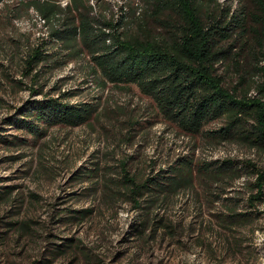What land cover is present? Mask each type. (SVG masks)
Wrapping results in <instances>:
<instances>
[{
	"label": "rangeland",
	"instance_id": "1",
	"mask_svg": "<svg viewBox=\"0 0 264 264\" xmlns=\"http://www.w3.org/2000/svg\"><path fill=\"white\" fill-rule=\"evenodd\" d=\"M88 1L92 16H123L126 31H137L141 20L153 34L162 31L148 16L145 0ZM242 1L258 13L253 0ZM217 2L223 8L239 4ZM59 18L47 23L27 2L0 3V134L15 140L7 144L0 135V190L11 187L0 199V264H264V202L249 205L251 167L235 177L197 179L164 203L156 197L149 224L143 233L136 231L140 211L119 187L125 170L148 179L185 156L195 165L230 158L264 170V150L214 135L224 118L198 134L185 133L137 85H101L85 49L68 55L51 36L52 25L62 26L66 13ZM248 39L239 67L230 58L218 63V71L227 87L255 95L264 41L262 48L252 33ZM43 41L50 57L38 65L34 81L27 59ZM240 46L235 43L233 52ZM61 93L70 94L68 102H94L97 111L82 125L52 124L39 137L9 123L32 101ZM87 168L92 178L78 180Z\"/></svg>",
	"mask_w": 264,
	"mask_h": 264
},
{
	"label": "trees",
	"instance_id": "2",
	"mask_svg": "<svg viewBox=\"0 0 264 264\" xmlns=\"http://www.w3.org/2000/svg\"><path fill=\"white\" fill-rule=\"evenodd\" d=\"M19 1L34 6L47 23L60 20V13H66L62 26L52 25L51 36L68 50V55H82L86 50L92 61L91 72L101 75V85H137L153 100L158 112L185 133L198 134L210 121L224 118L225 125L212 131L214 135L220 139L237 137L252 148L264 150V52L255 65L260 80L255 95L239 94L235 87H227L218 71V63L230 58L239 67L237 58L251 33L262 45L264 0H253L258 13L248 9L242 0L234 8H223L217 0H145L148 16L162 29L156 34L143 20L133 32L124 30L123 16L107 18L95 12L96 16H92L94 7L88 0H70L65 6L60 4L63 0ZM97 16L103 19L100 25L95 23ZM235 43L241 46L233 52ZM46 45L43 41L29 53L27 73L35 71L34 81L38 65L50 57ZM241 80L245 81V76ZM69 96L61 93L60 98L34 100L9 123L39 137L52 124L79 126L88 122L97 111V104L68 102ZM0 135L7 144L15 142ZM244 167H251L255 174L248 198L253 207L264 202V170L251 161L239 165L227 158L195 165L192 158L185 156L148 179L140 180L125 170L119 187L125 190L133 209L140 211L136 231L141 234L151 220L149 211L156 197L161 198V203L167 202L171 192L193 187L197 179L235 177ZM92 176V170L87 168L77 179ZM10 188L0 190V199L10 193ZM148 193L152 200L145 198ZM76 215L71 219H76Z\"/></svg>",
	"mask_w": 264,
	"mask_h": 264
}]
</instances>
